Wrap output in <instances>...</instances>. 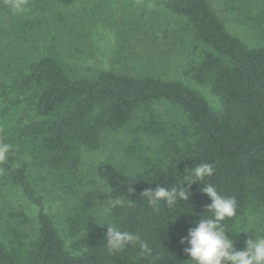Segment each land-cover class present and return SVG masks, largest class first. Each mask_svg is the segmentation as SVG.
Segmentation results:
<instances>
[{"label":"trees","instance_id":"trees-1","mask_svg":"<svg viewBox=\"0 0 264 264\" xmlns=\"http://www.w3.org/2000/svg\"><path fill=\"white\" fill-rule=\"evenodd\" d=\"M78 1L26 0L25 6L69 7ZM155 1L185 22L198 51L185 74L216 95L218 106L185 81L156 73L82 74L57 45L14 56L0 47V145L9 149L0 172L38 210L35 225L25 209L9 212L0 228V264H190L180 240L196 221L212 217L211 199L201 189L209 183L236 199V215L223 222L233 241L246 236L243 223L250 212L264 211V45L251 46L232 33L210 0ZM38 17L27 18L22 31L33 29ZM168 105L178 109L177 123L166 116ZM119 132L133 138L129 152L144 137L159 139L160 150L138 155L130 166H98L108 188L103 202L108 207L110 200L121 201L108 215L99 213L93 194L66 191L73 198L62 233L30 169L75 176L84 149L98 150ZM201 163L211 164L213 174L186 181ZM184 182L188 200L174 206L154 210L141 195ZM107 225L137 238L109 250Z\"/></svg>","mask_w":264,"mask_h":264},{"label":"rangeland","instance_id":"rangeland-1","mask_svg":"<svg viewBox=\"0 0 264 264\" xmlns=\"http://www.w3.org/2000/svg\"><path fill=\"white\" fill-rule=\"evenodd\" d=\"M210 1L232 33L251 46L264 45V0ZM12 5L13 0H0V47L7 50L4 55L39 53L57 45L82 74L101 69L156 73L185 81L204 93L213 106L219 105L216 95L185 74L198 54L185 22L155 0H79L69 7L56 4L43 9L33 4L24 5L23 10H14ZM59 13L65 15L64 20ZM32 15L39 16V22L33 29L25 27L22 31ZM9 41L14 46L8 47ZM178 112L166 106L165 114L171 122L177 123ZM132 139L127 132L112 133L98 150L84 149L75 176L30 169L33 184L45 196L47 211L62 233L73 198L66 191L93 194L102 214L107 207L103 201L108 188L98 174V166L106 161L130 166L139 162L138 155L154 156L160 150L159 139L144 137L136 151L129 152ZM13 209H25L35 225L37 208L27 203L22 191L0 172V228L7 225ZM243 231L246 236L234 241L238 250L245 247L250 236L264 232V211L250 212Z\"/></svg>","mask_w":264,"mask_h":264},{"label":"clouds","instance_id":"clouds-1","mask_svg":"<svg viewBox=\"0 0 264 264\" xmlns=\"http://www.w3.org/2000/svg\"><path fill=\"white\" fill-rule=\"evenodd\" d=\"M25 2L26 0H13V9L23 10ZM8 150V145H0V160L5 158ZM191 169V176L186 181L200 182L214 171L213 166L208 163L197 164ZM201 189L211 199L208 210L213 215L196 221V226L189 228L187 236L181 237L180 243L185 245L183 251L191 257L188 260L190 264H264V232L250 236L245 241V247L239 250L226 235L223 222L236 215L235 197L221 195L210 183ZM129 191L134 189L130 188ZM141 195L147 198L149 206L159 210L161 204L174 206L180 200H188L190 193L184 182L182 185L167 188L157 185L155 189H147ZM120 203L119 199L110 200L102 214L108 215L111 208ZM136 238L118 227L107 225L106 242L109 250H120Z\"/></svg>","mask_w":264,"mask_h":264}]
</instances>
